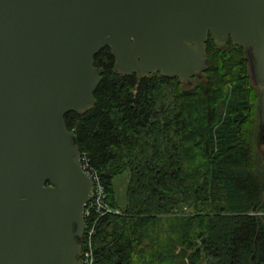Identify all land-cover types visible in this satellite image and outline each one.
<instances>
[{
  "label": "water",
  "instance_id": "obj_1",
  "mask_svg": "<svg viewBox=\"0 0 264 264\" xmlns=\"http://www.w3.org/2000/svg\"><path fill=\"white\" fill-rule=\"evenodd\" d=\"M208 34L249 60L258 151L264 0H0V264H81L93 181L64 116L94 106V57L107 47L119 75L185 85L208 66Z\"/></svg>",
  "mask_w": 264,
  "mask_h": 264
},
{
  "label": "trees",
  "instance_id": "obj_2",
  "mask_svg": "<svg viewBox=\"0 0 264 264\" xmlns=\"http://www.w3.org/2000/svg\"><path fill=\"white\" fill-rule=\"evenodd\" d=\"M206 59L186 87L159 74H117L107 47L94 57L102 71L94 106L64 116L118 212L96 224L94 264H264L259 92L230 39L218 48L209 36ZM123 174L120 209L112 180Z\"/></svg>",
  "mask_w": 264,
  "mask_h": 264
},
{
  "label": "built area",
  "instance_id": "obj_3",
  "mask_svg": "<svg viewBox=\"0 0 264 264\" xmlns=\"http://www.w3.org/2000/svg\"><path fill=\"white\" fill-rule=\"evenodd\" d=\"M81 162L83 170L91 175L93 181V191L91 194V198L84 208V222L85 220L88 221L87 225L85 224L83 235L81 264H94L92 236L96 230V224L98 220L105 215L112 213L116 214L118 212H114L106 202L107 195L105 192V188L100 181V178L94 171L90 170L86 160L82 157Z\"/></svg>",
  "mask_w": 264,
  "mask_h": 264
},
{
  "label": "rangeland",
  "instance_id": "obj_4",
  "mask_svg": "<svg viewBox=\"0 0 264 264\" xmlns=\"http://www.w3.org/2000/svg\"><path fill=\"white\" fill-rule=\"evenodd\" d=\"M258 153L264 156L263 145H259ZM128 178H129L128 174H123V175L114 177V179L112 180L115 200L120 209H123L125 207ZM184 212L187 213V211H184Z\"/></svg>",
  "mask_w": 264,
  "mask_h": 264
},
{
  "label": "flooded vegetation",
  "instance_id": "obj_5",
  "mask_svg": "<svg viewBox=\"0 0 264 264\" xmlns=\"http://www.w3.org/2000/svg\"><path fill=\"white\" fill-rule=\"evenodd\" d=\"M209 36H210V35L208 34V37H209ZM210 37H211V36H210ZM207 40H208V38H207ZM206 44H207V41H206ZM202 73H203V72H202ZM156 74H159L160 76H162L160 73H154V74H150V75L152 76V75H156ZM131 75H135V76H137L136 74H131ZM131 75H130V76H131ZM150 75H149V76H150ZM162 77H165V76H162ZM146 78H147V77H146ZM165 78H177V77H165ZM196 78H198L196 75L192 76V77H191L192 81L189 82L188 84L186 83L185 86H186V87L191 86L192 83H193V80L196 79ZM177 79H178V78H177ZM178 80H179V79H178ZM179 82H180V81H179ZM183 85H184V84H183Z\"/></svg>",
  "mask_w": 264,
  "mask_h": 264
},
{
  "label": "bare ground",
  "instance_id": "obj_6",
  "mask_svg": "<svg viewBox=\"0 0 264 264\" xmlns=\"http://www.w3.org/2000/svg\"><path fill=\"white\" fill-rule=\"evenodd\" d=\"M93 259H94V252H93Z\"/></svg>",
  "mask_w": 264,
  "mask_h": 264
}]
</instances>
